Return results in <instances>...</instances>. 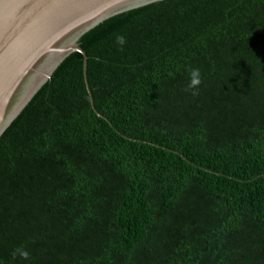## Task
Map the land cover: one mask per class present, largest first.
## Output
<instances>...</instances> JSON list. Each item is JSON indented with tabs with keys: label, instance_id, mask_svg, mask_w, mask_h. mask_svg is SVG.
<instances>
[{
	"label": "trees",
	"instance_id": "trees-1",
	"mask_svg": "<svg viewBox=\"0 0 264 264\" xmlns=\"http://www.w3.org/2000/svg\"><path fill=\"white\" fill-rule=\"evenodd\" d=\"M78 45L91 94L73 52L0 136V264H264V0H163Z\"/></svg>",
	"mask_w": 264,
	"mask_h": 264
},
{
	"label": "water",
	"instance_id": "water-1",
	"mask_svg": "<svg viewBox=\"0 0 264 264\" xmlns=\"http://www.w3.org/2000/svg\"><path fill=\"white\" fill-rule=\"evenodd\" d=\"M163 0H0V136L73 52L79 39L121 12ZM93 102V101H92Z\"/></svg>",
	"mask_w": 264,
	"mask_h": 264
},
{
	"label": "clouds",
	"instance_id": "clouds-1",
	"mask_svg": "<svg viewBox=\"0 0 264 264\" xmlns=\"http://www.w3.org/2000/svg\"><path fill=\"white\" fill-rule=\"evenodd\" d=\"M116 43L120 46V50H123V46L126 44V38L123 35L116 36ZM202 83L201 73L198 68H192L189 70V84L187 85L186 91H191L193 96L199 94V86ZM13 258L19 256L22 259H29L30 253L24 248H16L12 252Z\"/></svg>",
	"mask_w": 264,
	"mask_h": 264
}]
</instances>
